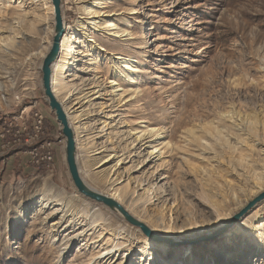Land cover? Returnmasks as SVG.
Instances as JSON below:
<instances>
[{
	"label": "rangeland",
	"instance_id": "rangeland-1",
	"mask_svg": "<svg viewBox=\"0 0 264 264\" xmlns=\"http://www.w3.org/2000/svg\"><path fill=\"white\" fill-rule=\"evenodd\" d=\"M62 7L65 45L53 75L59 67L68 88L58 99L76 134L81 176L90 179L93 158L110 154L117 180L103 194L135 191L127 205L137 202L141 221L168 244L157 247L78 192L42 88L52 0H0V38L16 40L0 48V264H264V200L250 206L264 190L248 197L244 188L255 169L264 175V0H63ZM85 89L96 93L73 107L72 95ZM146 127L161 131L162 154L136 139ZM215 127L225 140L209 134ZM206 132L214 145L207 151L195 140ZM243 211L221 237L202 239ZM96 215L105 220L95 229Z\"/></svg>",
	"mask_w": 264,
	"mask_h": 264
},
{
	"label": "bare ground",
	"instance_id": "bare-ground-1",
	"mask_svg": "<svg viewBox=\"0 0 264 264\" xmlns=\"http://www.w3.org/2000/svg\"><path fill=\"white\" fill-rule=\"evenodd\" d=\"M10 1V0H9ZM64 15V14H63ZM64 17V21L66 20L65 19V16ZM23 20L19 19L17 21V25H20ZM110 25V24H109ZM115 33H119V31H114ZM31 33H27V38H30V35ZM25 35V34H24ZM89 35V34H88ZM118 36V34H117ZM97 39V38H96ZM96 41V46L100 47V48H104V45L101 43V42H98V40H95ZM2 42V43H1ZM16 40H15V36H11V37H8L7 40H4L2 38H0V48H4L5 46L7 47H13V45L15 44ZM64 42H62V53L64 51ZM4 50H6L4 48ZM61 53V54H62ZM120 54V53H118ZM45 54H41V57H44ZM119 56V55H118ZM63 58V56H61V59ZM59 60V59H58ZM57 60V61H58ZM125 69L131 73H137L139 72V68L138 66H135V65H132V64H129V63H126L125 65ZM263 69V68H262ZM59 70V67L57 70H55V74L53 75V91L54 93L56 94V96L58 98H60V96H62V94H64V92L68 89L61 81L59 75L60 74H57L56 71ZM111 83V82H109ZM110 88L113 90V89H116V88H119V86H114V85H110ZM96 93L95 89H85V90H82V91H79L77 92L76 94H73L72 95V103H73V107H77V109H79L80 107H82L83 103L86 102L87 99H89L92 95H94ZM66 110V108H65ZM67 114L69 115L68 111L66 110ZM82 115H80L79 117H81ZM70 118V116H68ZM240 130V129H239ZM214 132H211L209 134L213 135L215 134V136H217L218 139H221V137H223L222 139H224V136L222 131L220 130V128L218 127H215L214 128ZM255 132V131H254ZM207 133V132H206ZM204 134V138L206 140H204L203 137H200L198 139H195L196 141H198L199 139L202 141L200 144V146H203V150H208V149H213L214 148V145L212 144L211 141H209L210 139L206 138V136L208 135L207 134ZM244 133V132H243ZM217 134V135H216ZM246 135V134H245ZM162 137V133L161 131H159L158 129L156 128H149V127H146V129H143V130H139L137 131V135H136V139L139 140L140 143H142L143 145H147V147H150L151 148V153L152 154H156V153H159L158 155L162 154V149L168 145L165 144L163 141H161L160 143L159 140L161 139ZM251 137V136H250ZM211 138V137H210ZM222 140V141H223ZM221 141V140H220ZM162 148V149H161ZM221 154V157H219L221 160L224 159V153H220ZM242 154H240V158L241 160L242 159H246L245 157H243V155L241 156ZM219 159V160H220ZM93 165L92 166H97L96 168L98 169L96 172H91L89 173V178H84V182L86 183V185L93 191H96V192H99V193H102L103 194V187H111L115 184L116 182V178H114V175L115 174H112V168L109 167L110 166V163L111 162H114V158L113 159H110V154L108 155H101L99 157H96V158H93ZM119 161V160H118ZM247 161V160H246ZM244 162V161H243ZM247 163V162H246ZM91 165V164H90ZM114 166V165H113ZM194 167V166H192ZM196 167V166H195ZM191 169H194V168H191ZM233 169V168H232ZM239 169V168H238ZM215 172V170H214ZM233 173V172H232ZM214 174V173H213ZM236 174V173H235ZM225 177V176H224ZM219 178V177H218ZM250 184V187H244L245 188V191H247V196L248 197H251L253 195H256L257 193H259L260 191L264 190V175L263 174H258L256 169L254 170V177L252 179V181L249 182ZM204 187L207 189L208 188V183H204L203 184ZM113 193L111 194H105L111 198H113L114 200H116L118 203H120L121 205H124V207L126 208V210L133 214L134 216H136L139 220H142L143 217L141 216V213L139 214V211H138V205H137V202H132L130 205H127L126 203V199L129 198L130 196H132L133 194H135V191H132V189L130 190H122L120 192H118L119 190L118 189H115L113 187L112 189ZM161 198H163V195L160 193V194H156L154 196V199H156L157 201H159ZM154 200L152 199H148V203H149V206L151 204H153ZM214 202L217 204V201L214 200ZM68 203H64L63 206L61 208H58V209H55V211H52L51 214H54V213H57V211H64V208L68 207L67 206ZM204 205V204H203ZM218 205V204H217ZM46 206V205H45ZM44 206V207H45ZM220 206V205H219ZM217 207V208H220V207ZM221 209V208H220ZM114 213H116V217H119L118 215L121 216V218L123 219V215L118 212V211H114ZM50 215V214H49ZM48 217V215H47ZM62 219L63 217L61 216V218L59 219V221L57 222H54L52 224V229H58L59 227H61V224H62ZM104 218H102L101 215H96L95 218H93V221L91 222L92 224H95L94 227L95 229L98 228V227H101L103 224H104ZM77 225V222L75 223ZM74 224V225H75ZM108 228V227H107ZM138 228V227H137ZM136 231H138L136 229ZM208 235V234H207ZM102 237V235H100ZM222 236V235H221ZM56 237V236H55ZM93 241H98V239H94ZM151 242H156V246L157 247H162L164 246L165 244H168V242H165V241H161V242H158V241H152ZM106 251H108V249H105L104 251H101L100 253H106Z\"/></svg>",
	"mask_w": 264,
	"mask_h": 264
},
{
	"label": "water",
	"instance_id": "water-1",
	"mask_svg": "<svg viewBox=\"0 0 264 264\" xmlns=\"http://www.w3.org/2000/svg\"><path fill=\"white\" fill-rule=\"evenodd\" d=\"M55 11V29H54V37L52 46L50 51L44 56L42 63V88L44 91L45 98L47 99L49 106L53 112L56 114V118L58 123L61 125L62 134L65 138V153H66V162L69 169V173L71 179L77 188L78 192L82 195L108 206L113 211L120 212L124 219H126L129 223L134 226L139 227L142 232L151 240L154 241H162L166 240V238H162V236L157 235L148 225H146L143 221L137 219L132 214H130L126 208L118 203L113 198L91 190L80 173V166L78 163V153H77V142H76V134L72 125L70 123L68 114L60 102L58 97L53 91V65L59 59L61 52V42L63 35L65 33V23H64V15H63V0H52ZM264 200V192L260 193L251 203L250 206H253L259 201ZM249 206V207H250ZM244 213V211L236 216L231 223L226 224L223 227H218L215 231L209 233L202 237L204 240H211L215 238L221 237V235L225 234L228 230L231 229L232 224ZM169 240V239H168Z\"/></svg>",
	"mask_w": 264,
	"mask_h": 264
},
{
	"label": "built area",
	"instance_id": "built-area-1",
	"mask_svg": "<svg viewBox=\"0 0 264 264\" xmlns=\"http://www.w3.org/2000/svg\"><path fill=\"white\" fill-rule=\"evenodd\" d=\"M45 157H46L47 159H51V158H52L51 155H49V154H46Z\"/></svg>",
	"mask_w": 264,
	"mask_h": 264
}]
</instances>
